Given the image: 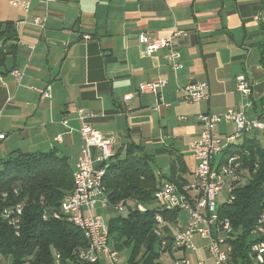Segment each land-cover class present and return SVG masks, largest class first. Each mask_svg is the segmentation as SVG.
Here are the masks:
<instances>
[{"label":"crops","instance_id":"1","mask_svg":"<svg viewBox=\"0 0 264 264\" xmlns=\"http://www.w3.org/2000/svg\"><path fill=\"white\" fill-rule=\"evenodd\" d=\"M21 1L28 2L27 12L0 0V31L7 22L13 29L9 37H0V129L5 133L0 160L18 151L56 148L74 168L84 145L78 119L82 108L95 113L87 120L92 127L115 138L113 152L133 142L153 156V165L163 162L153 168L159 182L174 175L187 183L195 168L190 144L202 129L197 114L242 109L246 99L235 91L238 74L251 84L246 117L259 118L264 110V0ZM43 15L40 28L32 18ZM172 28L186 32L177 43L181 67L176 71L166 59V48L147 55L137 40L140 32L153 37ZM12 69L23 72L19 81L11 76ZM157 80L166 81L157 93L138 92L140 84ZM194 82L208 86V97L199 104L184 100L178 90ZM47 86L50 96L41 97L35 88ZM160 97L168 105L155 109ZM234 131L231 121L215 127L222 138ZM260 133L254 135L260 138ZM242 137L228 152L236 151ZM90 152L93 167L102 168L99 150L91 147ZM174 161L182 162L183 169L177 164L172 172ZM246 181L242 168L239 184ZM106 207L98 200L94 212L106 218ZM179 220L172 228L167 225L171 234L184 225ZM196 238L204 242L195 244L192 255L207 264L202 253H208L207 241ZM178 252L179 258L186 253Z\"/></svg>","mask_w":264,"mask_h":264},{"label":"trees","instance_id":"2","mask_svg":"<svg viewBox=\"0 0 264 264\" xmlns=\"http://www.w3.org/2000/svg\"><path fill=\"white\" fill-rule=\"evenodd\" d=\"M11 32V23L7 22L0 37H9ZM256 131L259 130L243 134L242 142L235 146L247 181L242 185L236 182L233 200L217 209L219 218H228L232 227L231 264H264V253L261 263L251 254L253 243L264 242V235L251 234L264 209V142L254 135ZM153 162V156L140 145L128 142L103 163L108 242L118 251L129 249L127 264H161L159 242L162 238H172L167 225L172 228L178 224L179 210L162 209L155 204L154 192L160 178L153 170ZM181 163L172 162V172L175 173L177 164L183 169ZM72 173L71 162L56 148L32 153L18 151L0 160V213L5 207L22 205L18 235L0 215L2 262L55 264L58 254L60 264H104L103 259L89 262L80 258L79 253L87 249L88 243L74 223L65 217L43 219L45 210H57L64 197L72 192ZM183 180L174 175L167 179L176 184H183ZM121 200L124 208L118 213L113 205ZM137 202L146 209L140 211ZM156 212L166 222L162 229L167 233L158 230ZM167 252L172 254L170 250Z\"/></svg>","mask_w":264,"mask_h":264},{"label":"built area","instance_id":"3","mask_svg":"<svg viewBox=\"0 0 264 264\" xmlns=\"http://www.w3.org/2000/svg\"><path fill=\"white\" fill-rule=\"evenodd\" d=\"M44 2L50 0H43ZM10 4L20 6L25 12L29 9L26 1L10 0ZM46 20V15L35 16L32 22L42 28ZM186 36L182 29L172 28L163 35L149 36L145 32L137 35V40L145 54L166 48V59L170 67L176 71L181 67L180 51L177 47L178 40ZM88 38V36H85ZM12 77L19 81L23 72L19 69L10 71ZM0 81L2 77L0 76ZM166 84L165 80L149 81L138 86V92L157 93ZM206 82L188 83L179 86L178 90L184 100L199 104L206 100ZM41 97H49V87L38 89ZM235 91L241 100L242 109L228 108L220 114H209L199 112L197 120L202 129L198 139L190 144L191 154L195 160L193 180L183 184H175L170 181L161 180L154 192V201L162 209H177L186 214L184 225L181 229L172 234L170 240L162 238L159 242V251L164 254L167 251H181L185 254L176 259L174 264H204L201 259L193 257L196 250L194 238L199 237L207 241L206 249L212 257L213 264H231L229 261L232 246L229 242L232 227L228 218H219L217 209L220 203L217 202L218 194L226 190L228 197L226 202H231L234 198L233 189L235 183L240 180L242 163L237 151H229V147L235 145V140L244 133L259 130L264 132V110L259 118L249 119L244 113V109L251 106L248 97L251 95V84L243 74L235 77ZM125 97H129L125 95ZM168 105L162 101L155 105V109ZM244 108V109H243ZM95 113L88 112L82 108L78 109V119L80 120L79 134L84 143L80 155L77 157L73 168V189L65 196L59 208L56 210H45L43 219L49 217L60 219L65 217L74 223L81 230L88 243L86 250L79 253L81 259L95 262L103 259L104 264H119V251L113 248L108 242V226L102 213H95L96 202L99 200L102 206H107L108 201L104 193L102 177L104 167L96 169L93 167L90 148L96 147L99 150L97 160L104 163L113 156V145L115 138L111 135H104L87 121ZM222 120L231 121L235 126L233 134L222 138L215 133V127ZM5 133L0 129V140L4 139ZM56 139H60L56 136ZM223 156V163L216 162L217 157ZM116 212L121 213L124 208L123 201L113 205ZM140 211H144L141 204L137 205ZM22 205L18 203L13 207H5L0 215L6 219L16 235L19 234L20 216ZM158 230H161L166 222L160 213L154 216ZM252 235H264V209L260 212L254 227L251 229ZM264 242L259 241L251 246V254L256 262H263ZM0 264L2 262L0 256ZM55 264H60L59 255L55 254ZM69 264V263H68Z\"/></svg>","mask_w":264,"mask_h":264},{"label":"rangeland","instance_id":"4","mask_svg":"<svg viewBox=\"0 0 264 264\" xmlns=\"http://www.w3.org/2000/svg\"><path fill=\"white\" fill-rule=\"evenodd\" d=\"M260 139L262 142H264V133H260ZM162 163L163 162L161 161V159H158L157 162H155V165H153L154 170L157 169V167L161 166ZM227 197H228V194H227L226 190L221 191L217 197L216 203L219 204V203L225 202ZM152 205H155V204H152ZM178 216H179V219H181L183 221L184 217H185V213L183 211H179ZM179 222H180V220H179ZM194 242L197 245H201L204 241L196 238L194 240ZM129 253H130V251L127 248L119 251V254H120L119 264H127V258H128ZM202 253H204L203 256L205 255L207 257V258L204 257L207 264H212L211 257H209L208 253L207 252H202ZM179 256H180V253L178 251H175L172 254H170L169 252H165L163 255H161L159 261L161 264H174L175 260L178 259Z\"/></svg>","mask_w":264,"mask_h":264}]
</instances>
